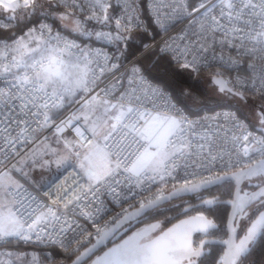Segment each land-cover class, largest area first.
<instances>
[{
	"label": "snow or ice",
	"instance_id": "obj_1",
	"mask_svg": "<svg viewBox=\"0 0 264 264\" xmlns=\"http://www.w3.org/2000/svg\"><path fill=\"white\" fill-rule=\"evenodd\" d=\"M0 264H264V0H0Z\"/></svg>",
	"mask_w": 264,
	"mask_h": 264
},
{
	"label": "trees",
	"instance_id": "obj_2",
	"mask_svg": "<svg viewBox=\"0 0 264 264\" xmlns=\"http://www.w3.org/2000/svg\"><path fill=\"white\" fill-rule=\"evenodd\" d=\"M188 83H191V82H188Z\"/></svg>",
	"mask_w": 264,
	"mask_h": 264
}]
</instances>
